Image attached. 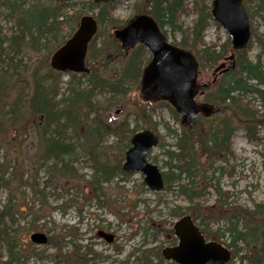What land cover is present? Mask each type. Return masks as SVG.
<instances>
[{"label": "trees", "instance_id": "trees-1", "mask_svg": "<svg viewBox=\"0 0 264 264\" xmlns=\"http://www.w3.org/2000/svg\"><path fill=\"white\" fill-rule=\"evenodd\" d=\"M210 1H133L132 16L150 15L165 36L168 31L172 35L179 33L180 40L171 43L190 51L198 62L194 99L198 104H207L211 107V112L209 114L199 112L191 118L190 124L184 125L180 115L167 102L159 99L144 101L139 97L142 71L150 60L143 44L139 43L121 50L118 41L108 35L113 44L114 56L120 59L116 62L120 70L114 76L113 72L106 71L111 62L107 54L110 53L111 48L98 46V36L103 28L106 27L112 32L114 28L125 25L129 20L128 18L126 21H121L114 17L108 9L110 6L108 3H97L92 0L94 8L97 9L92 14L97 23V30L87 45L85 64L89 68L88 72L65 73L68 77L66 80L68 94L55 99L60 94L62 73L52 69L51 66H46L42 72V66H45L44 60L28 70L27 65L20 66L14 63V57L27 51L37 54L44 50L46 59L51 57L75 30L80 17L64 18L60 0H4L3 4L8 8L9 15L15 20V29L7 37L0 36V148L5 149L3 160L0 161V189L2 187L7 190L15 189L26 184L30 178L26 170H22L19 154L13 149V144L5 140L11 130H15L19 135L26 133L28 131L26 126L32 118L38 122V129L35 132L39 143L35 154L36 162L41 161L40 164L46 165L47 182L75 180V185L80 186L81 182H78V179L81 181L84 177L77 174L72 167L73 157L77 156V151L81 152L93 169L85 185L96 198L99 199L105 194L102 182L110 181L112 177L118 175H123L121 178L124 179L129 178L132 173L124 172L121 164L124 160V152L129 146V139L137 130L130 126L127 115L114 118L110 113L111 106L121 103L120 99H115L111 94L105 102H97L93 100V93L95 90L106 88L109 92H120L124 96L127 85L133 84L136 101L131 113L135 119L141 121L142 129H150L158 135V146L164 147L165 142L162 141L157 131V123L153 120L156 107H166L172 118L180 123L179 132L175 128L166 126V130L173 132L176 139L174 149L165 150L169 157L166 164L169 165L171 172H163V179L165 189H169L172 187L173 177L178 178L180 175L193 177L186 182H179L176 187V191L184 195L191 204L169 208V215L180 217L189 214L198 226L204 224L200 230L205 238L222 243L230 250L231 258L228 264L234 263L235 258L238 259L239 264H264V204H256L254 208H248L229 202L228 195L221 192L218 187H215L218 197L213 203L194 202L195 198L207 192L210 185L209 181L213 175L206 176L205 172L212 165L211 161L224 159L232 153L230 139L235 130L241 127L249 139H255L258 128L264 127V59H260L258 55L257 59L252 61L247 56L252 35L260 40L252 26V17L254 13L264 8V0H257L255 10H252L253 0H242L251 35L246 48L239 51L232 50L229 37L220 44L204 42L203 31L206 26L214 22L210 14ZM188 11L195 12L196 17L192 25L183 26L180 16ZM215 24L218 26L217 23ZM64 25L68 28L66 35L62 34ZM49 35L53 39L51 44L48 41ZM230 53L234 55V67L223 72L215 82L203 81L204 67L215 65ZM83 79L86 80L85 84L82 82ZM49 80L52 87L48 84ZM51 88L54 89L53 99L49 97ZM247 92L254 94L253 99L257 100L259 105L251 104L250 100L243 97ZM110 135L117 138L116 153L113 156L109 154L107 147L103 146L105 138ZM150 152L151 150L147 157ZM10 161L14 163L11 165ZM8 169H11L9 173H7ZM173 169L176 170L175 175ZM141 185H144L143 182ZM39 192L44 197L43 190ZM8 193L6 203L1 205L0 202V242L7 243L8 257L4 258L0 253V264H19L21 255L16 249L17 243L8 227V221L16 222L17 212L11 210L13 206L9 203L10 191ZM99 201L107 207L112 204V200L108 197ZM134 206L135 203L132 208ZM115 209L124 219L125 213L120 212L121 208ZM149 211L151 210L147 212ZM38 217L39 215L35 214L33 219ZM219 219H225L228 225L224 228L208 230L206 227L208 222ZM148 222L157 223L151 218H148ZM151 223L148 225L152 226L155 232L169 234L171 241L175 242L172 224L166 227L165 220L161 221L160 225L153 226ZM69 227L73 228V226ZM225 233L229 235L230 241L227 243L220 239ZM66 236L70 237L69 242L75 247L71 252L72 255L76 254L79 247L74 242L76 232L69 231L61 236L52 234L48 238L60 252V257L70 264L85 262L84 254L73 258L71 253L61 252ZM155 254L158 261H152L146 252H143L142 257H138V261L140 264H176L172 261H164L159 251Z\"/></svg>", "mask_w": 264, "mask_h": 264}, {"label": "rangeland", "instance_id": "rangeland-1", "mask_svg": "<svg viewBox=\"0 0 264 264\" xmlns=\"http://www.w3.org/2000/svg\"><path fill=\"white\" fill-rule=\"evenodd\" d=\"M133 1L134 0H115L108 3V9L111 14L118 20L126 21L133 15ZM4 0H0V36L7 37L15 29V20L9 15L8 8L3 4ZM62 9L64 11V18L81 17L86 14H93L97 11L94 8L92 0H60ZM211 2V1H210ZM258 1L253 0L252 10H255ZM196 13L188 11L180 16V22L183 26H190ZM252 26L256 30V34L260 37L252 35L250 47L247 49V56L252 61L257 59H264V8L253 14ZM105 28H103L98 36V46H108L110 49L109 55L110 63L107 66V72H113V76L120 70L116 63L119 57L114 56L113 44L108 35H112ZM68 28L63 26L62 34L66 35ZM170 42H178L180 34L172 35L169 31L166 34ZM228 37V33L224 28L214 22H211L203 31V40L206 43L217 42L220 44ZM52 38L49 35L48 41L51 44ZM230 40V38H229ZM48 45V47L50 46ZM46 51L41 53H19L14 57V63L20 66L28 67L31 70L38 62L44 60L45 66H42L43 72L46 66H50V57H45ZM8 62V61H5ZM2 64H7V63ZM222 60L218 61L213 66H205L203 70V81H209L213 78V69L220 64ZM40 71V73H41ZM62 73V72H61ZM202 74V73H200ZM202 76V75H201ZM67 75L62 73V83L60 84V94L55 97L59 99L68 94L67 91ZM82 82L85 84L86 80ZM48 84L51 86L50 80ZM264 87V84H263ZM52 89V90H51ZM49 97L53 99L54 89L51 88ZM113 94L115 99H120L121 103H116L111 106L109 110L114 118H122L127 115L131 127L141 130L142 123L139 119H135L131 110L136 101V90L133 84L127 85L126 94L123 96L120 92L113 93L103 88V90H95L93 93V100L97 102H105L106 98ZM243 97L251 101V104H258L254 100V94L244 93ZM153 120L157 123V131L165 142L164 147L156 146L152 148L149 161L154 163L164 172L170 173L169 165L166 161L169 160L166 154V149H174L175 134L168 132L166 126L175 128L177 132L180 131V123L174 120L166 107H156ZM263 120V119H262ZM264 121V120H263ZM31 124V125H30ZM28 131L21 135L17 134L15 130H11L5 140L9 144H13V149L19 154L20 162L22 163V170H26V174L30 177L26 184H22L15 189L7 190L5 187L0 189L1 205L5 204L10 191L9 203L14 207L11 210L17 212L15 214L16 222L8 221L10 234L15 238L17 243L16 249L19 250V264H70L66 259L60 257V252L54 247L50 241L49 236L57 234L61 236L66 232H76L74 242L79 246L78 252L72 255L75 247L69 242V236L64 238V245L62 248L63 254L71 253V257H81L85 255V262L77 264H140L138 257H142L143 252L148 254L152 261H158L155 252H160L162 247L171 245L173 242L169 234L164 232H155L152 226L148 225V218H151L157 223L165 220L166 227H170L179 216H170L169 208L178 206L190 205L184 195L176 191L179 182H186L193 177H173L171 188L164 189L158 193L150 191L143 182V174L135 172L129 178H121L123 175L112 177L110 181L102 182L104 196L99 199L108 197L112 200L110 207L99 201L85 185L93 172L89 162L77 151V156L73 157L72 167L77 174L84 177V180H79L80 186L75 185V180L61 181L54 183L53 181H46L48 173L46 165L40 164L41 161L36 162L38 151V136L35 132L38 129V122L32 118L30 123L26 126ZM14 129V128H13ZM115 136H108L103 142V146L107 147L109 154L113 156L116 153ZM232 153L227 155L224 159H215L212 165L205 172L206 176H212L209 181L207 192L202 196L194 199V202L211 204L216 200L218 195L215 192V187H218L221 192L228 195L229 202H235L241 206L254 208L256 204H264V127L258 128L257 138L249 139L244 132V129L239 127L235 130L230 139ZM111 148V149H110ZM4 148H0V161L3 160ZM5 158V157H4ZM11 165L14 163L10 161ZM173 163V162H172ZM216 168V170H213ZM11 169H8L9 173ZM173 174L176 170L173 169ZM26 175L24 176V178ZM39 190H43L44 197ZM142 199L145 201H138ZM46 202V203H45ZM145 202V203H144ZM193 202V204H194ZM135 206L132 208L133 204ZM115 208H121L120 212H124V219L119 216ZM40 209V210H38ZM148 210H151L147 212ZM115 212V213H114ZM38 214V219H33L35 214ZM202 227L204 224H200ZM228 225L225 219L217 221H210L206 225L208 230L216 228H224ZM69 226H73L69 227ZM148 226V228H147ZM98 231H104L113 235L111 242L105 241L102 237L97 235ZM40 232L47 236V241L43 244H36L30 240V235ZM223 242H229V235L225 233L221 238ZM177 241V240H176ZM7 243L0 242V253L4 258L8 257ZM133 252V253H132ZM95 253H98L96 255ZM165 261V260H164ZM76 264V263H72ZM239 264L237 258L234 263Z\"/></svg>", "mask_w": 264, "mask_h": 264}, {"label": "water", "instance_id": "water-1", "mask_svg": "<svg viewBox=\"0 0 264 264\" xmlns=\"http://www.w3.org/2000/svg\"><path fill=\"white\" fill-rule=\"evenodd\" d=\"M94 1L109 3L115 0ZM210 12L212 18L230 36L232 50L244 49L250 38V27L242 0H212ZM96 29L97 23L92 15L81 16L73 33L52 53L50 66L60 72H88L85 66L87 45ZM112 35L118 40L121 50L140 43L151 56L142 71L140 98L144 101H167L182 116V122L188 125L198 109L192 100L198 67L194 56L189 51L169 43L155 20L148 14L136 15L124 26L114 28ZM225 59L231 61L233 54ZM233 66L230 63L229 67ZM229 67L222 62L215 67L214 73ZM199 110L209 114L211 107L201 105ZM157 142L156 134L149 129L135 132L129 140L130 146L124 153L121 166L124 172L142 173L143 181L151 191L164 189L159 167L146 158L149 149L156 146ZM173 229L177 244L161 250L165 260L176 264H226L230 259L229 250L215 241L206 240L188 214L175 221ZM97 234L107 242L113 239V235L103 231H98ZM30 240L43 244L47 238L44 233L35 232L30 235Z\"/></svg>", "mask_w": 264, "mask_h": 264}, {"label": "flooded vegetation", "instance_id": "flooded-vegetation-1", "mask_svg": "<svg viewBox=\"0 0 264 264\" xmlns=\"http://www.w3.org/2000/svg\"><path fill=\"white\" fill-rule=\"evenodd\" d=\"M223 62L225 63V66H227L228 67V64L229 63H231V61H227V60H223ZM225 72V71H224ZM217 76H219V73H214V78H213V82H215L216 81V78H217Z\"/></svg>", "mask_w": 264, "mask_h": 264}]
</instances>
